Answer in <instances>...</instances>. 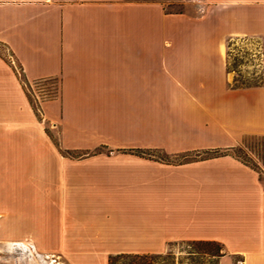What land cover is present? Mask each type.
Here are the masks:
<instances>
[{
	"label": "crops",
	"instance_id": "1",
	"mask_svg": "<svg viewBox=\"0 0 264 264\" xmlns=\"http://www.w3.org/2000/svg\"><path fill=\"white\" fill-rule=\"evenodd\" d=\"M197 17L133 0H0V230L71 264L223 245L264 264V177L231 153L264 137V0ZM257 39L259 86L236 87L228 41ZM142 152V153H140ZM156 153H161L163 157Z\"/></svg>",
	"mask_w": 264,
	"mask_h": 264
},
{
	"label": "rangeland",
	"instance_id": "2",
	"mask_svg": "<svg viewBox=\"0 0 264 264\" xmlns=\"http://www.w3.org/2000/svg\"><path fill=\"white\" fill-rule=\"evenodd\" d=\"M144 2H158L167 13L186 14L189 16H200L207 8L206 0H133ZM258 40L248 37L232 38L228 41V62L230 82L233 86L256 85L262 80L261 56L257 58L250 57L251 51L256 53L260 51ZM261 52V51H260ZM248 53V54H247ZM0 55L9 60L12 65V59L9 52L0 47ZM16 67L20 71L17 64ZM12 65L17 73V68ZM18 75V74H17ZM22 83L23 79L20 77ZM24 84V83H23ZM27 94L33 100L34 93ZM43 88L50 93H42V98H52L56 94L51 90L52 84H44ZM163 157L161 153H156ZM241 160L248 162L251 167L261 172L264 177V139H250L237 147L235 152ZM213 248H206L201 253L196 254L194 249L185 242L174 243L165 254H171L176 264H216L217 260L209 256ZM0 264H71L70 261L54 252L41 253L36 252L29 243L24 241H15L11 239L6 230H0Z\"/></svg>",
	"mask_w": 264,
	"mask_h": 264
},
{
	"label": "trees",
	"instance_id": "3",
	"mask_svg": "<svg viewBox=\"0 0 264 264\" xmlns=\"http://www.w3.org/2000/svg\"><path fill=\"white\" fill-rule=\"evenodd\" d=\"M228 71H230L229 65H228ZM260 84H261V82L259 84H256V85H242V86L237 85L236 87L259 86ZM256 138L264 139V137H250V138L246 139V141H248L250 139H256ZM236 150H237V147L228 149L224 152L214 151L213 154L231 153L240 159V157L235 154ZM140 153H142V152H140ZM243 162L245 164L249 165L248 162H246V161H243ZM252 168H254V167H252ZM185 243L189 247L194 249L196 254L201 253L203 250H206V248H210V247L213 248L212 252L209 253V256L211 258L217 260L216 264H218V261L224 255L223 245L218 243V242H214V241H191V242H185ZM108 264H176V263L172 259L171 254H142V255L141 254H120V255L110 256L108 259Z\"/></svg>",
	"mask_w": 264,
	"mask_h": 264
},
{
	"label": "built area",
	"instance_id": "4",
	"mask_svg": "<svg viewBox=\"0 0 264 264\" xmlns=\"http://www.w3.org/2000/svg\"><path fill=\"white\" fill-rule=\"evenodd\" d=\"M248 54V53H247ZM250 55V57H252V58H257V56L258 55H260L261 56V52L260 51H258V52H256V53H254V52H252L251 51V53L249 54ZM11 59H12V57H11ZM14 64H16L15 63V61H14V59H12V65H14ZM15 66V68H17L16 67V65H14ZM17 74H18V76L19 77H21L22 79H23V77H22V71H21V69H20V71L18 70V68H17ZM24 80V79H23ZM24 83V85L28 88V91L30 92V93H34L35 95L33 96V102H34V104L36 105V107H38V111L40 112V109H39V107H40V105H41V103H42V101H45V100H48V99H54V98H56L58 95L56 94L54 97H52V98H42L41 97V94L42 93H50V92H47V90L45 89V88H43V86H44V84H52V88H53V90H51V92H53V93H59V83H58V81H56V80H54V79H49V80H42V81H36V82H34V83H26L25 81L23 82ZM234 264H245V262H244V260H242V259H239V260H237Z\"/></svg>",
	"mask_w": 264,
	"mask_h": 264
}]
</instances>
